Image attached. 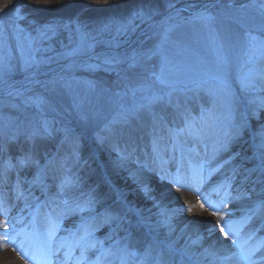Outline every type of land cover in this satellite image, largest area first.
<instances>
[{
	"label": "snow or ice",
	"instance_id": "snow-or-ice-1",
	"mask_svg": "<svg viewBox=\"0 0 264 264\" xmlns=\"http://www.w3.org/2000/svg\"><path fill=\"white\" fill-rule=\"evenodd\" d=\"M161 3L169 12L157 32L152 21L161 14ZM133 4L123 18L89 22L73 15L44 24L28 21V28L20 24L27 19L21 5L11 25L14 49L7 43L6 16L0 13V215L5 217L0 221V237L11 239L15 247L16 236L21 235L12 233L24 218L6 215L15 200L23 202L20 212L32 209V221L25 225L17 250L29 259L27 243L34 264H177V257L179 264H264V237H256L264 224L242 235L251 216L235 220L230 212L220 214L230 200L248 195L247 188H233L237 178L241 185L251 184L252 191L260 185L264 194V0H189L184 9H176L175 0H133ZM171 10L177 15L188 11L186 23L199 24L215 37V71L207 79L187 76L174 62L179 53L167 49L175 29L166 23L175 19ZM143 26L147 39L153 40L150 45L142 37L132 39ZM229 47L239 53L236 79L243 110L227 87ZM79 71L92 78L78 79ZM221 91L228 97L225 116L218 115ZM5 109L17 114L7 116ZM253 120L258 122L255 129ZM145 130L152 162L163 173L160 178L176 186L188 185L206 200L218 222H207L205 231L213 235L218 229L223 240L217 236L195 252L192 246H199L204 236L194 229L193 239L188 229L197 222L187 221L173 238V218L182 215L183 206L154 203L157 211L146 213L121 197L100 211V201L83 190L84 178L76 169L84 135L91 132L102 146L115 138L113 151L119 163L137 150L138 134ZM57 140L53 151L51 145ZM241 143L251 151L243 159L253 166L243 173L232 166L231 174L226 171L223 179L211 182L240 156L223 154ZM127 149L131 151L125 156ZM169 162L175 164L174 172L164 168ZM213 193L218 197L215 201L210 199ZM69 216L79 220L62 229ZM104 226L109 230L101 239L96 232ZM185 237L186 243L177 247Z\"/></svg>",
	"mask_w": 264,
	"mask_h": 264
},
{
	"label": "bare ground",
	"instance_id": "bare-ground-1",
	"mask_svg": "<svg viewBox=\"0 0 264 264\" xmlns=\"http://www.w3.org/2000/svg\"><path fill=\"white\" fill-rule=\"evenodd\" d=\"M14 5L19 4V0H13ZM87 5V7H85ZM65 8L70 9L72 7L74 10L82 9H94L92 14L96 13L110 14L111 9L118 8L117 13L118 17H121V14L126 11L128 7H134L133 0H107V3L104 0H101L100 3H89V0H48L44 3V9L50 10L49 14H53L52 8ZM247 12L255 14L254 9H248ZM209 33V32H208ZM223 35V32H221ZM229 54V75L236 81V87L239 86V83L236 79L237 72L240 71L239 63V53L238 49H233L229 47L227 49ZM264 95V94H262ZM257 121H252V128L255 129ZM93 134L90 132L83 137V141L79 144L78 153H79V167L76 171L84 178L82 188L85 192L91 191L99 201L100 204L97 205L98 210L103 211V208L108 205H114V203L123 197L130 205L137 208L143 209L146 211L151 209L153 213L157 209L153 206L154 203L159 204L162 207L172 208L183 206L184 211L182 215H178L173 218V224L175 225L176 232L173 234V238L179 235L180 230L185 227L187 221L197 222L191 227H189L188 232L192 234V238L195 239L196 232L194 229H199V234L204 236V239L201 241L199 246L193 245L192 250L195 252H200L204 247L212 244L216 237L219 236L223 240V236L219 234V230H216V233L209 235L205 229L207 228V222L211 224H216L218 222V216L208 214L211 213V209L208 207V202L202 197L198 196L195 190L187 185L176 186L174 183L169 182L168 180H162L160 178L163 173L159 172V169L156 165L153 164L151 158V143L150 137L147 134V130L138 134L137 139V150L132 153L128 159L119 162L117 159V153L113 151V145L117 143L115 138L110 139V141L101 145L100 148L96 149L94 146L95 143H92ZM248 138L246 133L245 139ZM58 147V140L54 141L51 145L53 151ZM121 149H124L123 142H120ZM246 144H236L232 147L230 152L223 154L224 158H227L232 152H239L240 156L231 161L230 165H225V168L221 172L217 173L212 177L211 182H216L223 179L224 173L227 171L228 174H231L230 170L232 166L239 168L240 172L243 173L244 168L252 167L254 162H247L243 158L245 155H251V151L247 150ZM65 149H61L63 152ZM131 149L124 151V155L128 156V152ZM165 166H169L170 171H175V164L169 162ZM152 170H149V169ZM252 179H255V174H253ZM260 185L255 186V191H252L251 184L241 185L240 178L234 182L233 188L235 190L243 191L245 188L249 189L248 195L243 196L239 199H232L229 203L231 206L230 209H226L223 206L220 210V214L231 213V218L235 219V216L245 217L251 216L252 219L244 226L242 230V235L249 231L252 228L260 227L261 224H264V217L257 220L260 212L264 213V204L261 203V200L258 202L255 201V198L258 197L261 193L259 191ZM176 187V188H174ZM179 187L180 190H177ZM185 187V188H184ZM146 189V190H145ZM235 190L232 191V195H236ZM134 193H140L141 196L134 197ZM138 194V195H140ZM36 195H39L37 191ZM211 200L215 201L218 197L213 193L210 197ZM253 199V200H252ZM264 199V198H263ZM203 203L204 208L201 210H196L192 214L188 212V208L193 209L195 205ZM11 210L6 215L8 218L22 216L24 218V223L15 224V232L21 233V235L16 236V246L13 247L11 239L5 240L3 237H0V264H25L26 259L21 255L20 251L17 249L20 247L21 240L23 238V231H25V225L29 224L32 221V209L24 208L23 212H20L19 209L24 207L23 202L12 201ZM249 210V211H248ZM248 211V212H247ZM183 216V217H182ZM4 215H0V221L4 219ZM37 221L42 222V217L37 216ZM156 217L153 216V220ZM225 219H229L228 216H225ZM79 220V216H69L62 222V229L72 228ZM237 220V219H235ZM106 227V226H105ZM2 229V228H0ZM99 229H102L99 228ZM108 227L103 230V234H100L99 238L103 239L105 234L108 232ZM166 229H162L161 232H166ZM60 234H63L61 232ZM257 238L264 237V231L257 232ZM164 237L161 236V239ZM187 237L180 239L177 247H182L186 243ZM150 242V238L148 240ZM147 243V242H146ZM24 248H28V244H24ZM32 253V252H31ZM30 253V254H31ZM30 257V255H29ZM177 264H179V257H177Z\"/></svg>",
	"mask_w": 264,
	"mask_h": 264
},
{
	"label": "rangeland",
	"instance_id": "rangeland-1",
	"mask_svg": "<svg viewBox=\"0 0 264 264\" xmlns=\"http://www.w3.org/2000/svg\"><path fill=\"white\" fill-rule=\"evenodd\" d=\"M48 0H19V4L14 5L13 0H0V13H4L6 18L4 20V24L8 27V32L6 34L7 43L10 47L14 49L16 44V39L12 34L11 25L13 21L16 19V9L20 8L21 5H24L23 8H20L21 13L27 18L26 20L20 21V24L25 28L29 27L28 21H35L38 24H44L48 22H57L60 20H67L70 16L80 15L81 19L87 20L89 22H103L107 21L111 18H123L126 17L133 7H128L124 13L119 16L117 13L118 8H109L111 9L110 14L96 13V15L92 14L94 9H82V10H74L72 7L70 9L65 8H52L51 12L53 14H49L50 10L44 9V3ZM189 2V0H175L176 9H184L185 5ZM246 2V0H237V3ZM161 9V14L152 21V23L156 26L155 30L160 31V23L165 21L166 16L168 15L169 10L164 7V4L161 3L159 5ZM5 10H8L5 12ZM93 10V11H92ZM172 15L175 17L172 21H166L168 24L175 25L174 31L171 33V38L169 40L168 45L166 46L169 51L175 50L179 53V56L174 58V62L179 63L182 70L186 73L187 76L192 79H207L210 72L215 71L216 65V57H217V47L215 42V37L212 32L208 29L202 27L199 24L186 23L184 18L189 16L188 11H182L179 15L176 14V10H171ZM145 28L146 26L138 29L136 34L132 37L133 40H137L138 37H142L145 40L146 45H150L153 43L152 39H147L145 36ZM209 32V33H208ZM151 33H149L150 35ZM66 42V41H65ZM99 50V49H98ZM15 54V52L13 53ZM226 55L229 60V54L226 51ZM78 79H91L92 74L79 71L76 74ZM97 77H103V73H97ZM210 84L213 87H218L215 81H210ZM82 87V86H80ZM227 87L231 90L232 95L235 97L237 102L239 103L241 110L244 108V101L242 99V95L239 91V86L236 87V81L232 76H228L227 78ZM227 92H220V103L218 106V115L225 116L228 112L227 107ZM67 103L65 107H67ZM5 115L7 116H15L17 113L11 109L4 110ZM71 121V117H68ZM71 127L75 129L77 132L80 131V128L75 123V121H71ZM84 137V136H83ZM83 137L80 140V143L84 140ZM85 138V137H84ZM79 143V144H80ZM92 143H95L94 147L97 149L100 148V144L96 143L95 136H93ZM176 188V187H174ZM177 190H180L177 187ZM140 193H134V197L141 196L138 195ZM225 207V206H224ZM202 207L200 204L195 205V207L189 212V214L193 213L196 210H201ZM211 214L210 212L208 213ZM183 217V216H182ZM107 227V226H106ZM106 227H102V229H106ZM148 242V241H147Z\"/></svg>",
	"mask_w": 264,
	"mask_h": 264
}]
</instances>
